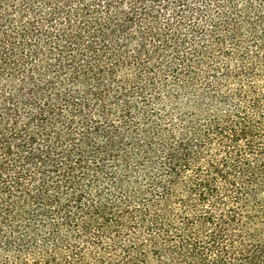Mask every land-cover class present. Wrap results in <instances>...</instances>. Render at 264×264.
I'll return each mask as SVG.
<instances>
[{"label": "trees", "instance_id": "1", "mask_svg": "<svg viewBox=\"0 0 264 264\" xmlns=\"http://www.w3.org/2000/svg\"><path fill=\"white\" fill-rule=\"evenodd\" d=\"M0 264H264V0H0Z\"/></svg>", "mask_w": 264, "mask_h": 264}]
</instances>
